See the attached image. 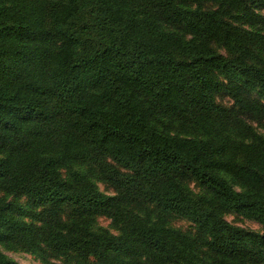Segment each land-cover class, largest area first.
<instances>
[{"label": "trees", "instance_id": "1", "mask_svg": "<svg viewBox=\"0 0 264 264\" xmlns=\"http://www.w3.org/2000/svg\"><path fill=\"white\" fill-rule=\"evenodd\" d=\"M263 11L0 0V244L71 264H264V232L225 218L264 228V134L251 123L264 127ZM0 264L19 263L0 251Z\"/></svg>", "mask_w": 264, "mask_h": 264}, {"label": "rangeland", "instance_id": "2", "mask_svg": "<svg viewBox=\"0 0 264 264\" xmlns=\"http://www.w3.org/2000/svg\"><path fill=\"white\" fill-rule=\"evenodd\" d=\"M264 14V11H263ZM217 100L220 104L222 105H226L229 106L232 104V100L225 96V95H219L217 97ZM252 125L257 129V131L259 133L264 134V127L260 126V124L258 122L255 121H251ZM66 170L62 171V176L65 178L66 177ZM98 189L100 190V192L106 194V195H114L115 192L114 190L101 182L97 183ZM189 188L192 189L194 192L198 193L201 191V188L198 187L196 185L195 182H190L189 183ZM5 195L3 193L0 192V198L4 197ZM9 200H13L12 197L9 198ZM19 203L27 206L28 205V201L26 199H20ZM226 220H228L230 223H232L233 225L239 226L241 228L250 230V231H255V232H259V233H263L264 232V228L261 224L249 220L247 218H244L242 216H239L237 214L234 213H229L225 216ZM169 225L172 228L175 229H180L183 231H191L194 229V225L185 219L182 218H178V217H170L169 218ZM95 227L98 229H105L108 230L109 232L113 233V234H117V230L112 226V221L105 218V217H99L96 220V224ZM0 251L6 255L8 258L18 262L19 264H71V263H67L65 261V258H48V261H44L42 260L40 257H38L37 255L25 252L23 250H19V249H14V248H9L7 246H5L4 244H0Z\"/></svg>", "mask_w": 264, "mask_h": 264}]
</instances>
